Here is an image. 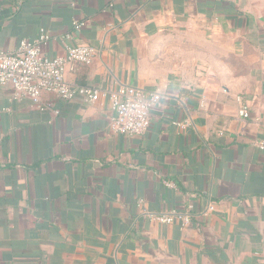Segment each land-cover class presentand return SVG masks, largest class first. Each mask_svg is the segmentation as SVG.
Wrapping results in <instances>:
<instances>
[{
  "label": "crops",
  "instance_id": "obj_1",
  "mask_svg": "<svg viewBox=\"0 0 264 264\" xmlns=\"http://www.w3.org/2000/svg\"><path fill=\"white\" fill-rule=\"evenodd\" d=\"M42 30L47 56L98 50L70 82L163 99L129 137L108 98L0 87V264H264V0H0V52Z\"/></svg>",
  "mask_w": 264,
  "mask_h": 264
},
{
  "label": "built area",
  "instance_id": "obj_2",
  "mask_svg": "<svg viewBox=\"0 0 264 264\" xmlns=\"http://www.w3.org/2000/svg\"><path fill=\"white\" fill-rule=\"evenodd\" d=\"M87 22H75L74 30L80 32L87 27ZM70 34L62 39L70 40ZM50 35L42 30L35 40H23L19 47L12 52H0V87H10L14 98H27L40 111L54 109V105L44 100L45 94H52L63 101L82 100L95 104L102 98H108L114 112L111 129L119 135L140 137L147 133L150 126V112L160 105L163 95L160 92L148 91L134 86H121L114 91H104L98 87L72 83L68 73L77 72L81 68L90 67L98 56V50L93 46L65 44L64 56L50 57L45 54ZM239 116L250 118V111L243 97ZM56 114L59 110L54 111ZM189 123H176L180 128H187ZM264 127V123H263ZM264 149V138L260 144ZM168 187L175 188L170 182ZM192 207L186 211H166L155 219L161 224L171 225L180 223L184 227L192 224ZM214 210L210 206L208 212ZM204 213V214H208Z\"/></svg>",
  "mask_w": 264,
  "mask_h": 264
}]
</instances>
